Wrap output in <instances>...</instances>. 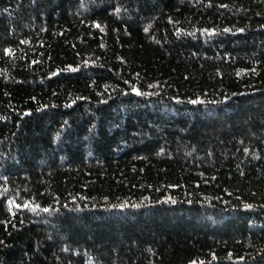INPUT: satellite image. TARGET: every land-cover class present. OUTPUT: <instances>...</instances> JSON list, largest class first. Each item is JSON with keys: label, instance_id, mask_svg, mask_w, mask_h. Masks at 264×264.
<instances>
[{"label": "trees", "instance_id": "16d2710c", "mask_svg": "<svg viewBox=\"0 0 264 264\" xmlns=\"http://www.w3.org/2000/svg\"><path fill=\"white\" fill-rule=\"evenodd\" d=\"M0 264H264V0H0Z\"/></svg>", "mask_w": 264, "mask_h": 264}, {"label": "bare ground", "instance_id": "6f19581e", "mask_svg": "<svg viewBox=\"0 0 264 264\" xmlns=\"http://www.w3.org/2000/svg\"><path fill=\"white\" fill-rule=\"evenodd\" d=\"M177 102V101H176ZM109 160V159H108Z\"/></svg>", "mask_w": 264, "mask_h": 264}]
</instances>
